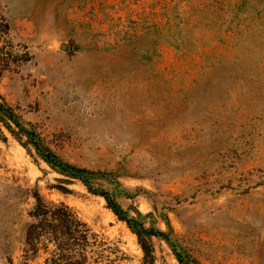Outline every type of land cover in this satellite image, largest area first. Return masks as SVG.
<instances>
[{
    "label": "rangeland",
    "instance_id": "rangeland-1",
    "mask_svg": "<svg viewBox=\"0 0 264 264\" xmlns=\"http://www.w3.org/2000/svg\"><path fill=\"white\" fill-rule=\"evenodd\" d=\"M0 97L64 161L118 183L124 209L167 219L191 264H264V0H0ZM38 213L76 232L30 228ZM0 264L142 252L103 198L0 125Z\"/></svg>",
    "mask_w": 264,
    "mask_h": 264
},
{
    "label": "trees",
    "instance_id": "trees-1",
    "mask_svg": "<svg viewBox=\"0 0 264 264\" xmlns=\"http://www.w3.org/2000/svg\"><path fill=\"white\" fill-rule=\"evenodd\" d=\"M0 125L14 136L27 152H32L37 159L44 162L53 172L64 177L65 182L77 181L88 193L103 198L114 216L123 222L136 236L137 243L142 252V264H156L152 244L153 238L165 242L179 264H191L189 257H184L182 255L183 253L178 250V246L171 239V227L167 219L165 220L167 231H162L154 222H147L149 218H152L151 214L142 215L136 210L124 209L116 198L118 183L112 185L110 189H107L105 184H108L110 181L104 177L103 173L90 171L64 161L44 143L39 135L23 125L20 118L1 97ZM36 202V209H39L42 206L40 198ZM32 216L38 223L30 225V228H42L43 224L49 221L50 223L47 227L55 234H70L76 232L74 231L76 227L72 229V227L66 225L64 215H41L38 213ZM73 222L78 225L76 217L73 218Z\"/></svg>",
    "mask_w": 264,
    "mask_h": 264
}]
</instances>
